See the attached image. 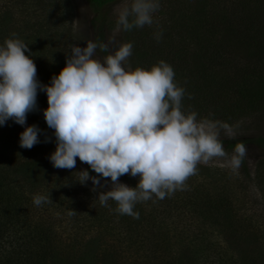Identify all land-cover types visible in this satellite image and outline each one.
Wrapping results in <instances>:
<instances>
[{
	"label": "rangeland",
	"instance_id": "obj_1",
	"mask_svg": "<svg viewBox=\"0 0 264 264\" xmlns=\"http://www.w3.org/2000/svg\"><path fill=\"white\" fill-rule=\"evenodd\" d=\"M182 1L180 13H186L187 11L184 7L196 2V0ZM206 1L205 11L207 13L210 11L214 14L220 27V32H217L212 37L211 32H205L206 34L201 39H196L197 41H195L187 35L183 26L180 29H175L183 32L187 38L179 39L178 36L181 34L178 33L176 39L172 42L171 50H164L159 61L163 60L173 68L175 82L178 86L185 89V96L182 100L183 111L186 113L195 111L198 120L208 118L213 121L228 123L235 128L236 137L239 138L264 137V111L263 113L261 110L252 111L251 106H248V102L254 92H257V105L261 106L264 103V83L254 84L250 88L247 97H244L245 94L242 96L238 92V83L241 82L239 66L244 63V55H248L250 61L259 60L257 68L264 69V31H262L263 35H261L260 31L247 29L249 22L254 23L253 25L256 26L257 30L264 29V0ZM119 3H121V0L107 2L101 9L100 21H94V18L99 13L95 11L94 6L87 0H0V17L4 15L5 10H8L12 17V21L7 25L2 24L1 28L8 29L9 34H11L8 38H13L12 34L15 33V38L21 39L28 45L29 54L27 52L25 54L37 59L35 65L37 67V76L39 75L40 77L38 80L42 84H50L51 79H49L48 73L59 74L65 66L66 56L71 54L73 45L77 44L80 47H86V41L88 40L97 42V31L100 26H102L103 42H107L117 19L113 9ZM159 3V10L153 14V25L142 28L145 30V36L137 33L141 28L132 30L130 38L137 44L136 47L138 46L136 54L139 53L140 49L153 51L157 48V45H160V41L164 40L162 35L159 41L156 36L162 33V25H166V20L170 14L164 13L168 7L167 1L159 0ZM165 29H163V32L166 33ZM117 39L120 43H125L124 32H121ZM4 41L0 45H3ZM214 41L218 48H215L216 44ZM145 45L147 46L146 49ZM30 47H33L34 50L31 51ZM114 47L110 46L113 49ZM213 50H216L217 54L220 55L218 56L219 58H216L218 61L211 67L208 78L201 77V75L195 76L198 71L197 67L206 66L208 63L207 58L196 60L205 51L212 52ZM104 55V53L97 50V57L102 58ZM130 61L129 58L128 63ZM134 61L137 62L138 67L145 70H150L153 65L158 64L157 61H153L147 54L144 58L135 57ZM236 68L238 69L236 70ZM37 106V110L31 112L36 117H33L34 121L30 122V125L36 124L41 129L45 122L43 110L48 106L46 93L38 92ZM27 126L28 119L24 126L9 120L5 125L0 126V129L11 128L10 133L14 135L19 132L20 135ZM51 131L52 129H50ZM51 133L53 135L54 132ZM46 137L51 142L48 145L45 144ZM221 138L226 152L232 154L234 149H228L227 143L224 142L228 139L223 136ZM39 139L40 143L31 149H22L16 145L9 149L13 157H20L21 160L17 162L23 163L16 166L17 172H15V175L14 168H12L11 177L15 179L9 178L16 185L23 184L25 188L24 194L29 196V201L22 206V218L33 222L37 221L36 227L38 230L50 234L52 243L55 242L52 250L65 251L62 255H60L61 252L56 253L58 260L65 259L70 254V251L73 252L80 249L78 248L79 246L83 249L86 240L94 238L95 245L90 248L92 257H95L94 254L96 255L105 250L112 251L116 248L119 250L116 252L117 256L121 257V259L142 261L145 259V255L148 254V251L144 250L143 247L149 244L144 235L146 236L148 232L152 231L158 232L161 237H165V240H168L167 245L172 247L173 256H178L179 253L176 250H182L184 243L196 240L199 234L210 239L215 251H226L228 255L234 251L221 238L222 229L224 228L222 221L218 223L215 218H209V220L204 221L199 211H193L195 207L190 204L189 200L185 201L181 194L177 196L180 202L178 203V210H172L162 222L156 221L154 223L155 226H153L152 220L139 222L138 224V220L125 215L128 222L130 220L133 221L132 226L131 229L124 226L121 227L119 217L113 218L111 216L115 212L116 203L109 200L108 204L110 207H103L97 198L99 191L110 190V178H107V183L102 178L101 184L104 187L95 192L92 191L94 186L91 180L87 181L84 187L79 185L78 182L73 181V178L78 179L76 172L87 170L88 165L80 162L79 158H77L75 169L69 170L71 173H65L64 169L54 168L49 156L55 151V138H51L50 134L41 129ZM245 145L248 148V159H245L244 162L252 177L255 173L257 160L264 158V145L257 147L252 142H247ZM22 152H24L23 155L20 154ZM249 160H251V163H249ZM221 163L222 161L220 160H214L205 166L210 171L217 169L225 174L221 178L222 181L220 180V183H224V187L228 189L229 200L231 205L237 209V214L240 217L244 216L247 218V221L243 222L239 229L249 230V236L252 238L251 231L256 229L259 236L257 241L253 240L254 242L251 238L243 237L237 248L241 249L242 247L245 251V241L247 240L246 243H254L257 247L264 250V183L252 180L244 181L241 168L239 169V175H235L230 169L221 167ZM200 171L203 170L199 169L197 175L188 179L187 184L203 183V186H201L202 190H208V193H215L218 190L215 187L216 180L211 178L215 173L205 176L204 172ZM28 176H31V178L27 180L26 177ZM70 180L73 183H70ZM227 180L228 183L226 182ZM119 181L124 183L121 179ZM187 191L188 194L185 195H191L193 186L190 185ZM181 192L178 191V193ZM38 193L49 195L52 202L44 203L39 207L35 206L33 204V196ZM139 204L144 208L145 213L148 212V202ZM199 210L203 215H207L209 210L211 213L214 212L213 207L209 206ZM70 212H74V214L69 215ZM234 224L235 219L232 222H226V230L233 227ZM148 225L153 229H150ZM16 229L19 230V226H16ZM27 231L20 228L19 233L24 234ZM138 232H142V238H136ZM68 237H78V239L82 240L81 244L78 241V247L70 248L71 240H68ZM5 238L7 237L5 236ZM4 241L6 240L4 239ZM4 241H2L3 245L0 246V248L4 247L3 250H0V258L10 255L12 254L11 251H14ZM33 245L35 247L31 246V250H36V252L39 250L40 253L46 254L43 253L44 250L41 246L36 247L35 244ZM152 251L150 250V253ZM196 255L199 263L192 262L191 264H210L211 258L209 259L210 256H208L209 254L206 251L199 250ZM20 256L26 260L30 259L29 254L23 251L20 252ZM71 257L77 256L73 254ZM206 258L207 260L209 259L207 263ZM85 261L87 264H95L94 258L88 257Z\"/></svg>",
	"mask_w": 264,
	"mask_h": 264
},
{
	"label": "clouds",
	"instance_id": "obj_2",
	"mask_svg": "<svg viewBox=\"0 0 264 264\" xmlns=\"http://www.w3.org/2000/svg\"><path fill=\"white\" fill-rule=\"evenodd\" d=\"M159 7V0H121L113 9L117 19L107 42L73 45L50 84L38 80L34 60L25 54L28 45L15 33L0 45V126L9 120L26 125L28 114L38 108V92L46 93L43 116L56 141L49 156L53 167L75 169L79 158L97 175L80 170L77 182L85 185L91 180L95 192L104 187L102 178L106 183L110 178V190L98 192L100 205L110 207L112 200L116 213L135 219L137 203L189 190L187 181L197 175L198 165L220 160L221 167L239 175L248 159L243 142L235 144L232 154L223 146L222 136L236 138L233 126L198 120L195 111H183L185 89L175 82L168 63L161 60L150 70H133L128 63L133 45L117 38L121 32L152 26ZM161 35L157 34L158 41ZM97 50L107 54L99 58ZM40 132L35 124L25 127L20 147L31 149L40 143ZM123 175L139 177L136 186L121 183ZM51 202L49 195L33 196L35 206Z\"/></svg>",
	"mask_w": 264,
	"mask_h": 264
},
{
	"label": "trees",
	"instance_id": "obj_3",
	"mask_svg": "<svg viewBox=\"0 0 264 264\" xmlns=\"http://www.w3.org/2000/svg\"><path fill=\"white\" fill-rule=\"evenodd\" d=\"M91 5L94 6L95 11H97L98 16L94 18V21L101 19V9L102 7L109 1L112 0H87ZM167 1V8L165 9L164 13L170 14L168 19L166 20V25H162V37L164 40H161L160 45H157V48L153 51H149L148 49L143 51L140 49L139 53L136 54L138 50V46L136 47V43L131 40V31L124 32V40L126 42H130L133 45V51L132 56L130 57V65L135 70V68L138 67V64L136 61H134L135 57L139 58L147 54L150 56V58L153 61L159 62V60L162 57V52L164 50H171L172 42L174 39H176V35L180 33L181 35L178 36L179 39H185L187 38L185 34L181 31L175 30L180 29L182 26L184 27V30L186 31L187 35L197 41L196 39H201L202 36H204L205 32H211V37L217 34V32H220V27L217 24L216 17L212 12H206V6L207 1L206 0H196L195 4H188L185 8L187 11L186 13H180V6L183 3L182 0H165ZM12 17L10 16V12L8 10L4 11V15L0 17V44L3 43L5 39L8 38V36H11L9 34V31L7 28H1L2 24L7 25L11 20ZM250 21V20H249ZM102 24V22H100ZM254 23L249 22V25L247 26L248 30L251 31H260L261 35H263L262 30H257L256 26L253 25ZM166 28V29H165ZM135 29V28H134ZM160 29V30H161ZM165 29L167 32H163ZM102 26L98 28V40L97 42H103V32H101ZM175 30V31H174ZM3 31V32H2ZM145 30L142 28L137 31V33L143 34L145 36ZM19 34V33H18ZM21 36V35H18ZM261 41V40H260ZM215 42V41H214ZM216 44V42H215ZM152 46V45H150ZM31 51L34 50L33 47H30ZM147 46L145 45V49ZM215 48H218V45H215ZM219 51H222L220 49H217ZM29 54V52H27ZM105 55L107 53H104ZM136 54V55H135ZM135 55V56H134ZM220 54H217L216 50L211 51H205L202 56H199V59L196 61H199L201 59H208V63L206 66L203 67H197V72L195 73V76L201 75V77L208 78L209 71L211 70V67L213 64H215L218 60L216 58H219ZM243 58L244 63L243 65L239 66V70L241 72L240 80L241 82L238 83L239 85V94L244 95V97L248 96V92L250 88L254 86V84H261L264 83V69L257 68V64H259V60L257 61H250L248 55H244ZM34 60V63L37 61V59L32 58ZM223 61V60H222ZM224 62V61H223ZM227 62V61H226ZM38 64H40L38 62ZM238 68H236L237 70ZM54 76L52 73H48L49 79ZM39 79V75L37 76ZM252 95V94H251ZM257 92H254L252 95L251 100L248 102V106H251L250 108L252 111H258L261 110L263 113L264 111V103L262 105H257ZM256 99V100H255ZM222 114V113H221ZM36 115L34 113H31L27 116L28 119V126H30V122L34 121V118ZM36 125V124H35ZM20 128V127H19ZM41 129H44L46 133L50 134L51 138H55L54 133L52 135L50 132V128L47 126L46 122H44L43 126H41ZM10 129H0V246L3 245L2 241L4 239V243H8L11 248L14 249V251H11L12 254L6 255L2 258H0V264H87L85 259L88 257L94 258L95 264H191L192 262H198L196 253L199 250L206 251L211 258V263L216 262L217 264H264V250L257 247L256 244H249L245 241V251L243 248H237V246L240 245V242H242L243 237L251 238V240L257 241L258 231L256 229H253L252 236H249V230L239 229L241 224L245 221H247V218L244 216H239L237 214V209H235L230 202L229 195L227 194L228 189L224 187V183H220L221 178L225 175L224 173H221V171L216 170H209V168H206L205 165H198V170H203L200 172H204L205 176H209V174L215 173L211 178H215V187L218 189L215 193H208V190H202L201 186H203V183L196 184H190L193 186V191L191 195H185L188 194V191H182L181 193H178L176 191L173 195L166 197L162 200L156 199L153 197V200L147 201L149 203V208L147 209L148 212H144V208L137 203L134 207V210L139 213V218L135 219L139 222L144 221H153V226H155L156 221H163V219L168 216L171 211L178 210V203L179 200L177 196L179 194L182 195L183 199L189 200L190 204L194 206L195 208L193 211L198 210L200 215L202 216L203 220H209V218H215V221L218 223H221L224 226L222 229V235L221 238L224 240V242L234 249L232 253L229 255L226 251H215L214 245L211 243L210 239L207 237H204L202 234H199L196 238V240H191L190 243H184L182 245V250H176L179 255L173 256V251H171L172 247L167 245V241L165 240V237H161L158 232L152 231L148 232V234L144 237H146L148 241V245L144 246V250L148 251V254L145 255V259L142 261H127L121 259V257L117 256V250L108 251L105 250L101 253L94 254L95 257L91 256L90 248L91 246L95 245V239L89 238L86 240V243L84 244V248L81 249L79 244L77 243L81 239H78V237H68V240H71V246L70 248L74 249L75 247H78L80 249L74 250L73 252L70 251V254L66 256L65 259L58 260V256H56V253L61 252L60 255H62L65 251H56L52 250V247H54V243L51 241L50 234L45 231H39L36 227L37 221H30L29 219L22 218L23 217V207L26 202L29 201V196H25L24 191L25 188L23 187V184H14V181L12 179H15L14 177H11L12 174V168H14V175L17 165L23 164L21 162H17L18 160H21L19 156L17 158L13 157L10 153L13 146H18L19 148V140L20 135L19 132L17 134L10 133ZM227 143L228 149H234V146L237 142H243L244 144L247 142H252L257 147H261L264 145V137H254V138H239L236 137L233 140H226L224 141ZM51 142H45V144H49ZM14 144V145H13ZM24 149V148H22ZM21 155L24 154V152L20 153ZM65 173H71V171L64 169ZM87 170L89 171L90 175H97L94 173L89 166H87ZM20 173V172H19ZM241 173L244 181L252 180L257 181L259 183H264V158H260L257 160L255 165V173L251 177L250 173L248 171L247 165L245 162H243L241 166ZM227 176V175H226ZM12 179H10V178ZM16 177V176H15ZM31 178V176L26 177ZM119 179L122 180V182L126 183L130 187H135L138 183L139 177H131L130 175H123ZM26 180V182H27ZM78 179H74V182H77ZM214 180V181H215ZM222 181V180H221ZM25 182V183H26ZM210 182V180H209ZM228 183V180L226 181ZM24 183V184H25ZM70 183H73L70 180ZM246 184V182H244ZM79 185H81L79 183ZM188 185V186H190ZM244 185V184H242ZM84 187V185H83ZM223 188V189H221ZM67 190V188H66ZM68 191V190H67ZM184 201V202H185ZM213 207L214 212H208L207 215H203L199 209H202L203 207ZM197 208V209H196ZM167 214V215H166ZM113 218L116 216L119 217L121 227L130 228L132 226V222L127 221V218L125 215H120L119 213L114 212L111 215ZM235 219V224L230 229L226 230V222H232ZM242 220V221H241ZM16 226H19V230L16 229ZM150 229H153L150 225H148ZM20 228L23 230H28L24 234H20ZM129 229V230H130ZM138 237H143L142 232L137 233ZM5 236L7 238H5ZM12 237V238H10ZM9 238V239H8ZM74 242V243H73ZM254 242V241H253ZM36 245V247L41 246V248L44 250L43 253H46L45 255L38 252L36 250H31V246ZM24 246V247H23ZM23 247V249H21ZM35 247V246H34ZM3 250L4 247L0 248V250ZM19 250L18 252H16ZM81 250V251H80ZM150 250H153L152 253H150ZM212 250V252H210ZM235 250L236 253H235ZM25 252L29 254V260L23 259L20 256V252ZM80 251V252H79ZM76 252V253H75ZM1 254V251H0ZM73 254H76L77 257H71ZM59 255V256H60ZM194 255V256H193ZM13 258V259H12ZM23 259L22 261H20ZM206 258V263L209 261ZM20 261V262H19Z\"/></svg>",
	"mask_w": 264,
	"mask_h": 264
}]
</instances>
